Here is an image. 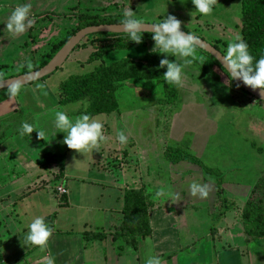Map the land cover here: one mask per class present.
<instances>
[{
    "label": "rangeland",
    "instance_id": "obj_1",
    "mask_svg": "<svg viewBox=\"0 0 264 264\" xmlns=\"http://www.w3.org/2000/svg\"><path fill=\"white\" fill-rule=\"evenodd\" d=\"M34 1L37 0H0V66H4V70H0V80L8 78V75L17 76L26 68H34L42 63L51 52L48 49L49 43L45 46L46 37L64 33L73 24L70 14L71 8L76 4L72 0H39L31 8L30 16L34 18V25L20 35L13 36L8 33L5 24L10 12L18 5L32 4ZM156 1L158 0H149L150 9L146 8L144 11L150 13L142 16V20L156 22L159 15H173L181 21L183 31H194L211 44L218 39L226 42H216L224 53L227 44L240 37L239 30L236 29L241 24L239 0L219 1L208 16L195 12L190 0H176L174 3ZM134 2L135 0H129L124 4L130 6ZM80 3L82 5L83 1ZM44 12H51L53 18L45 20L42 17ZM55 13L66 15L60 18L55 17ZM250 13L251 11L249 15ZM261 19L263 21V17ZM261 19L259 23L262 22ZM39 37L40 48H43L36 51ZM55 38L56 36L52 40ZM149 44V47L141 45L112 54L110 60L116 56L138 59L153 50L154 44ZM93 52L91 47L77 49L65 65L45 81L21 87L20 93L14 97L21 107L22 115L35 119L41 128L52 129L53 109L63 110L68 115L82 109V103L60 104L56 93L58 85L71 75L88 73L98 65L99 62L83 63ZM153 53L151 61L154 65L149 64L148 69L140 67V76L115 82L114 85L119 87L114 96L119 116L110 114L95 117L104 124L106 142L102 145L109 148L108 155L111 157L106 161L102 157L107 155V150L99 152L97 168L115 181L118 178L123 179L122 169H118L117 164L120 167H130L127 172L130 176L136 175L138 186H143L146 175L150 174L154 192L158 187H170L174 193L173 197L157 200L159 204L155 201V206H168L167 203L173 199L187 208L179 211L182 217L184 215L180 224L183 225L181 228L185 236L191 234L198 237V234L203 236L206 233L212 235L214 227H221L224 215H227L225 224L231 216L242 220L245 207L251 199L264 202V103L240 90L233 81L229 82L228 75L199 50L193 64L184 69L183 87L167 84L163 79L166 68H158L159 62H155L160 54H156V51ZM161 57L165 58L164 54ZM167 58L175 60L172 56ZM145 64L147 63L142 66H148ZM134 65L128 70L135 68ZM38 83L45 84V88L38 89ZM129 110L133 112L130 115ZM120 130H126L128 136V143L124 146L119 145L116 140V134ZM129 131L130 137L134 139L133 143H130ZM63 137L61 133H57L54 138L49 134L44 142L62 143ZM136 141L142 144L146 142V145L136 146ZM10 147L8 149L11 151ZM54 147L55 144L51 146L52 149ZM91 154L92 152H88L83 155L89 157ZM20 161L25 169L26 157ZM104 166L107 167L105 171ZM85 176L92 179L102 175L96 172L90 175L85 173ZM31 179L25 178L18 187L15 183L14 189L18 191L17 188L30 185ZM194 181L209 185L206 198L190 195L189 185ZM251 187L256 189L249 196L246 192ZM57 189L58 187L56 193L61 198ZM3 191L5 188H0V199ZM48 192L53 196L51 190ZM109 194L114 201L112 202L110 195L105 194L104 204L112 202L117 206L115 198L120 194L116 189ZM46 198L47 192L40 190L14 202L24 224L29 217L38 215L35 206L45 204ZM42 214L44 215L42 212L39 216ZM186 219L190 225L189 230L184 226ZM4 233V227L0 228V240L5 239ZM221 236L226 245L229 241L227 235Z\"/></svg>",
    "mask_w": 264,
    "mask_h": 264
},
{
    "label": "crops",
    "instance_id": "obj_2",
    "mask_svg": "<svg viewBox=\"0 0 264 264\" xmlns=\"http://www.w3.org/2000/svg\"><path fill=\"white\" fill-rule=\"evenodd\" d=\"M37 1L32 2L31 5L38 3ZM72 1L76 6L71 8V19L75 12L104 9L110 10V13L114 15L131 9L140 18L150 13L144 11L146 8L150 9L149 0H135L134 4L130 6L124 4L129 0H121V2H116V0ZM81 1L83 3L79 5ZM175 1L158 0L156 2L174 3ZM52 14L54 13L52 12ZM65 15L66 13H55V17L62 18ZM42 17L45 20L53 18L51 12H44ZM163 17L159 15L158 18L163 19ZM64 33L61 32L46 37L45 46H48V43L50 44L55 36V39H57ZM40 37L36 42L38 46L36 51L43 48H40ZM149 43L144 44L145 47H149L147 46ZM151 43L154 44L153 41ZM151 52L153 50L146 54ZM142 56H139V58ZM120 58V56L119 58L116 56L110 62L114 63L122 59H128ZM88 61L89 58L84 60L83 63L87 64ZM82 75H71L70 77ZM63 82L58 85L56 93L59 103L58 89ZM131 113L133 112L129 110V115ZM22 114L21 107L15 97L10 96L9 92L0 95V188H5L1 195L2 199H0V228L4 227V236L6 235L4 240H0V264H41V257L48 253L55 257L56 264H145L150 255H158L163 264H264V239L249 240L243 218L238 220L231 216V219L225 224L227 215H224V220H221V227H214L215 231L212 235L206 233L203 236L198 234V237L191 234L185 236L181 228L183 225L180 224V220L184 219V215L182 217L179 211H184L187 208L173 199H170V203H167L168 206H155L154 202L163 197L154 198L153 181L150 174L146 175L143 186H138L135 180L136 175L130 176L128 174L130 167H120L117 164L118 169H122L123 179L118 178L114 181V179H110V175H104L102 169L97 168L96 162L98 161L97 155L99 152L107 150V155L102 158L106 161L111 158L108 155L109 148L107 149L102 144L98 151L94 150L89 157H84L83 154L69 149L65 144L55 141L53 143L51 141L44 142V140L38 138L36 131L31 134V139L28 137L21 138L17 129L22 122L36 123L35 119L25 117ZM77 114L78 112L69 116L75 118L78 116ZM112 114L119 116L118 113ZM123 119L126 120L124 117ZM121 121L122 118L120 123ZM61 134L65 135L64 133ZM128 135L130 137V131ZM130 139V143H133L134 139L131 137ZM53 144H55V147L52 149ZM140 145L143 147L146 142L145 144H142V142L136 143V146ZM9 146H11V151L8 149ZM21 155L26 157L24 164L27 167L25 169H23L20 161L23 158ZM117 159L120 160V158ZM105 170H107V167L104 166ZM148 171L150 172V170ZM96 172L102 176L99 178L94 176L92 179L84 177L85 173L90 175ZM27 177L32 178L30 185L17 188ZM15 183H17L15 188L18 191L14 189ZM61 185L67 188L68 193L66 196L59 198L56 188ZM142 188L150 205H152L149 212L150 234L139 238L137 247H134L130 239L122 234L126 193L130 190H140ZM114 189L120 194L115 198L118 203L117 206L112 203L114 198L109 194ZM255 189L256 187H251L246 194L249 193V196H251ZM40 190L47 192V202L35 206L38 212L37 216L43 212L44 215L42 214V216L45 217L46 222L54 228L48 242L47 253H41L36 247L27 248L26 245H23L22 236L27 231L26 225L34 217H29L24 224L17 212L16 203H14L20 197L25 199L26 195ZM48 190L54 193L53 196H50ZM105 194L110 195L112 202L104 204ZM14 196L16 197L13 199ZM184 226L189 230L190 225L187 219ZM75 228L79 229L76 230ZM88 233L101 234L102 237L89 240L86 237ZM215 233L217 235H214ZM222 234L227 235L229 239L226 245L221 238ZM215 236H217V239Z\"/></svg>",
    "mask_w": 264,
    "mask_h": 264
},
{
    "label": "clouds",
    "instance_id": "obj_3",
    "mask_svg": "<svg viewBox=\"0 0 264 264\" xmlns=\"http://www.w3.org/2000/svg\"><path fill=\"white\" fill-rule=\"evenodd\" d=\"M195 12L203 16L210 15L218 0H191ZM32 5L30 3L16 6L8 15L6 29L13 36L23 34L28 28L34 25V18L30 16ZM121 32L127 36V42L132 41L137 44L142 42L143 31L150 30L154 41L153 51L164 54L160 60L158 68H166L163 79L167 84L176 87H183L184 69L193 64L197 55V37L189 32L181 30V21L173 15H164L159 22L146 24L131 9L123 12V19L120 23ZM175 57L170 60L167 57ZM179 58V60L177 59ZM201 59H203L201 57ZM182 61V62H180ZM220 63L229 77V82L240 81L243 85L253 90H260V95L264 96V55L255 59L249 51L248 44L241 38L229 42L226 53L220 56ZM29 67L31 65L29 64ZM240 84L237 83V87ZM38 89H44L45 84L38 83ZM21 91L20 84L13 82L9 87V95L17 96ZM47 95V92H44ZM83 111L75 118L70 117L63 110H52V129L41 128L36 123L27 121L17 129L18 135L31 139L33 131L37 132L39 139L46 140L51 134L54 138L57 133H64L62 143L69 149L77 153L85 154L94 150L98 151L101 144L106 142L104 135V124L97 118L89 115L87 109L89 103L83 102ZM119 145L128 143L126 130H120L116 134ZM190 195L193 197L206 198L209 194V185L199 182H192L189 185ZM155 198L173 197L171 188H158L154 192ZM27 231L22 236L23 245L27 248L36 247L41 253L48 252V242L54 228L46 222L44 216H36L26 225ZM21 238V237H20ZM41 264H56L55 257L50 253L41 257ZM145 264H163L158 255H150Z\"/></svg>",
    "mask_w": 264,
    "mask_h": 264
},
{
    "label": "trees",
    "instance_id": "obj_4",
    "mask_svg": "<svg viewBox=\"0 0 264 264\" xmlns=\"http://www.w3.org/2000/svg\"><path fill=\"white\" fill-rule=\"evenodd\" d=\"M239 1L241 5V24L237 25L236 29L239 30L240 37L248 44L250 53L254 56L255 59H259L261 55H264V0ZM254 1L256 2L251 7V4ZM250 11L251 13L249 15ZM261 17H263V21ZM72 19L73 24L71 28L67 29L60 38H57L50 42L48 49L51 50V52L50 54H48L47 58L42 63L35 65L34 68H26L17 76L33 71H38L46 66L55 57V55L69 42V40L82 29L100 25H120L123 19V13L114 15L111 14L110 10L107 9L87 12L82 11L79 13L75 12L72 16ZM259 19H261V23H259ZM160 20L161 19H158L156 20V22H159ZM143 22L151 24L156 23L154 21L148 22L144 20ZM188 32L201 38L194 31ZM152 41L153 40L151 34H143L142 42L139 44L132 41L127 42L126 35L97 34L87 37L77 47V49L88 47L94 49V52L89 57L88 62H99V64L91 73L82 76H72L68 80L63 82L58 89L60 103L66 105L82 103L84 100H87L89 103L87 113L93 117L103 114L117 113L118 107L116 105L114 96L119 91V87L114 85L115 82L118 80L123 81L140 76V67L148 69L149 64L154 65V62H152V58L155 52L146 54L138 60L122 59L114 63L110 62V57L114 53L138 48L140 45H144ZM219 41H221L222 44L226 43L222 42V40L220 39L216 40V42ZM216 42L214 41L212 45L217 50L225 54L216 45ZM197 50L209 56L224 71L222 66L217 62L215 58L199 48H197ZM156 54H160L158 53V50H156ZM162 58L163 57H161L160 54L155 58V62H160ZM137 63L140 65H134ZM143 63H147L145 65L148 66H142ZM133 65L135 68L128 70L130 69L129 67ZM0 70H4V66H0ZM225 74L227 73L225 72ZM12 77L16 76L8 75V78ZM233 83L237 86V83L235 81H233ZM238 88L245 92L242 88H240V86ZM168 104L170 106L172 105L170 102H168ZM83 110V108L80 109L77 115H80ZM150 207H152V205H150L147 196L144 194L143 188L140 190L127 191L126 207L124 210L125 218L122 225V234L126 235L127 239H130L134 247H137L139 238L150 234ZM242 218L245 222V231L247 236L249 237V240L262 238L264 239V202L262 200L256 202L251 199L245 207V212L243 213ZM86 237L90 240L93 238H101L102 236L101 234L88 233L86 234Z\"/></svg>",
    "mask_w": 264,
    "mask_h": 264
},
{
    "label": "water",
    "instance_id": "obj_5",
    "mask_svg": "<svg viewBox=\"0 0 264 264\" xmlns=\"http://www.w3.org/2000/svg\"><path fill=\"white\" fill-rule=\"evenodd\" d=\"M146 24H151V23H146ZM120 30L121 28L119 24L100 25V26H94V27H88L82 29L81 31L77 32L69 40V42L55 55V57L40 70L0 81V92L9 90V87L13 82H18L20 84V87H25L27 85H31L33 83L46 79L47 77L54 74L56 71H58L60 68H62L65 65V63L70 58L71 54L87 37L97 34L126 35L125 33H122ZM143 34H151V31L144 30ZM197 38H198L197 48L211 55L222 66V64L219 61V58L220 56L223 55V53L217 50L212 44L208 43L207 41L199 37ZM235 82L239 83L240 88H242L250 96L264 103V96L260 95L259 89L253 90L250 87L243 85V83L240 81H235Z\"/></svg>",
    "mask_w": 264,
    "mask_h": 264
},
{
    "label": "built area",
    "instance_id": "obj_6",
    "mask_svg": "<svg viewBox=\"0 0 264 264\" xmlns=\"http://www.w3.org/2000/svg\"><path fill=\"white\" fill-rule=\"evenodd\" d=\"M57 190L60 196H66L68 193L67 188L63 185L59 186Z\"/></svg>",
    "mask_w": 264,
    "mask_h": 264
}]
</instances>
